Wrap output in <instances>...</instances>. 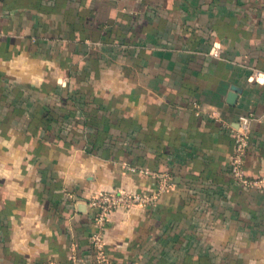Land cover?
Segmentation results:
<instances>
[{
  "label": "crops",
  "instance_id": "0c3cea01",
  "mask_svg": "<svg viewBox=\"0 0 264 264\" xmlns=\"http://www.w3.org/2000/svg\"><path fill=\"white\" fill-rule=\"evenodd\" d=\"M240 115L264 174V0H0V264H100L88 199L163 173L109 215V262L264 264Z\"/></svg>",
  "mask_w": 264,
  "mask_h": 264
},
{
  "label": "built area",
  "instance_id": "2783aa9c",
  "mask_svg": "<svg viewBox=\"0 0 264 264\" xmlns=\"http://www.w3.org/2000/svg\"><path fill=\"white\" fill-rule=\"evenodd\" d=\"M250 120L249 115H240L237 127L233 134V150L231 153V162L229 173L232 180L246 188H253L264 191V174L250 175L244 168V155L250 139ZM136 170L135 167H130ZM147 173L146 169H138ZM157 188L152 194L142 192L126 191L124 189L99 190L94 193L87 204L92 209L93 230L90 235V242L94 248L95 259L100 264H113L106 259L104 251V232L107 227L109 215L119 208H130L135 205L144 206L155 201L161 190L168 184L167 174H157Z\"/></svg>",
  "mask_w": 264,
  "mask_h": 264
}]
</instances>
